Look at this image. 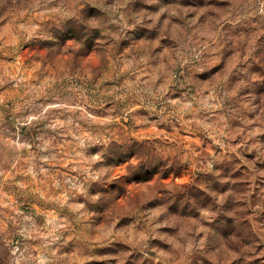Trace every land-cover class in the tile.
Returning a JSON list of instances; mask_svg holds the SVG:
<instances>
[{"label": "clouds", "instance_id": "clouds-1", "mask_svg": "<svg viewBox=\"0 0 264 264\" xmlns=\"http://www.w3.org/2000/svg\"><path fill=\"white\" fill-rule=\"evenodd\" d=\"M0 264H264V0H0Z\"/></svg>", "mask_w": 264, "mask_h": 264}]
</instances>
